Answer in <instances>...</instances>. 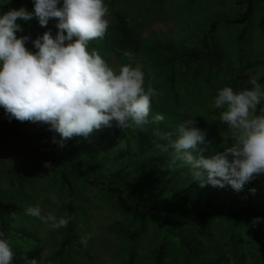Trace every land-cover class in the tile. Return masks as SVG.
<instances>
[{"label":"rangeland","instance_id":"obj_1","mask_svg":"<svg viewBox=\"0 0 264 264\" xmlns=\"http://www.w3.org/2000/svg\"><path fill=\"white\" fill-rule=\"evenodd\" d=\"M20 6L29 11L33 7L31 0H11L0 5V10ZM246 6L247 0H129L120 4L135 27L140 44L131 55L142 66L145 87L151 86L156 92L149 120L157 113L165 117L160 123L144 126V131L156 138V144L163 143L155 135L157 131H173L189 116H195L197 126L205 130L217 150L232 143L226 124L218 120L219 112L212 107L211 90L213 85L231 86L247 83L250 77L259 80L264 76V29L259 26L264 22V0H254L251 26L242 21ZM107 19L109 26L104 37L91 40L88 50L95 49L110 67L118 69L129 60L112 52L110 35L115 22L109 13ZM17 22L23 28L17 35H29L31 39L35 29L41 27L35 17ZM215 22L217 30L211 36L217 45L219 68L204 60L184 66L170 61L171 47L181 54L202 50V39ZM55 24V19L48 22L56 32ZM262 108L264 102L254 114H261ZM1 121L0 112V138L4 140ZM28 132L54 131L47 123L36 122ZM43 144L44 141L30 146L31 150L40 151L33 157L11 143L0 146V199L18 205L16 234L24 252L31 256V264H153V252L161 244V227L151 222L143 227L125 214L114 191L118 188L126 195L133 181L143 187L167 189L161 200L174 210L170 228L176 234L170 237L173 243L167 264H186L180 257L181 236L200 237L198 219L180 214L188 207L189 197L197 196L204 211L264 208V175L238 192L230 186L200 187L186 166L173 161L171 150L162 152L155 144L146 154H139L135 129L123 131L115 121L111 127L94 130L87 138L74 136L63 147ZM71 153L96 169L80 176L48 159L63 160ZM252 188L254 194L249 191ZM30 206H39L42 215L51 212L57 217L72 218L70 242L66 239L71 219L67 227L52 229L39 218L25 214ZM258 217L260 222L253 224L251 219L250 225H240L233 236V221L216 219L202 241L216 248L226 264H264V214ZM85 236L87 244H82Z\"/></svg>","mask_w":264,"mask_h":264},{"label":"clouds","instance_id":"obj_2","mask_svg":"<svg viewBox=\"0 0 264 264\" xmlns=\"http://www.w3.org/2000/svg\"><path fill=\"white\" fill-rule=\"evenodd\" d=\"M11 0H0V5ZM26 7L0 10V107L9 119L44 122L59 135L54 143L63 147L74 136L87 138L94 130L111 127L112 122L125 131L130 127L160 123L157 113L149 120L155 90L145 87V73L131 53L129 62L114 69L95 50L91 40L102 39L108 29L105 0H31ZM36 18L41 27L55 19V35L44 31L31 39L17 35L23 28L18 20ZM31 39V48L26 43ZM248 87L234 91L230 86L217 90L212 107L218 120L226 124L232 143L217 150L205 130L197 126L195 116L180 122L173 131H157L163 143L156 147L169 152L173 161L188 168L200 187L230 186L240 191L258 176L264 175V86L250 77ZM46 166L47 162H46ZM255 193V189L249 190ZM25 214L39 218L52 229L67 227L71 218L41 213L30 206ZM260 217L252 220L253 224ZM87 237L81 238L87 244ZM9 240L0 232V264H13Z\"/></svg>","mask_w":264,"mask_h":264},{"label":"trees","instance_id":"obj_3","mask_svg":"<svg viewBox=\"0 0 264 264\" xmlns=\"http://www.w3.org/2000/svg\"><path fill=\"white\" fill-rule=\"evenodd\" d=\"M129 0H107L106 5L108 8V13L114 19L115 25L113 31L110 35L111 38V49L116 56H125L126 52L133 53L139 49V40L135 31V27L131 24L128 15L121 9L120 4L127 2ZM254 14V0H247L246 11L243 13L242 21L247 23L249 26L252 25ZM218 22H215L209 29L208 34L202 39V50L191 54H181L174 47H171L168 52V57L174 65H187L192 61H206L210 63L213 67L218 63V55L216 53V44L211 36L212 33L216 32ZM248 26V27H249ZM260 28L264 29V22L259 25ZM51 30L52 34L55 35V31L46 27H37L34 31V38L42 34L44 31ZM244 33V31H243ZM33 38V39H34ZM26 47L31 48V43ZM259 83H264V76L258 80ZM247 83L231 85L234 91H238L243 87H248ZM222 88L219 85H213L211 90V99L213 100L217 90ZM0 112L2 114L1 129L5 134L6 139H1L0 146L4 145L5 142L8 144H13L18 149H21L24 154L29 157H33L35 154L40 153V151H33L30 146L33 143H41L44 141L45 147L58 148L56 143L53 142L52 137L56 136L59 139V135L55 132L45 133L37 132L35 134H30L28 132L29 128L36 122L30 121H18L15 118L9 119L5 114L4 109L0 107ZM136 131V135L139 143V154H146L150 149L156 144V138L150 135L148 132L144 131V128L138 129L133 126ZM67 141L64 143L66 145ZM54 160L56 166L68 167L74 173L80 176H86L88 172L94 171L96 168L94 166H87L85 163L80 161L77 156L70 154L68 158L59 160L54 158H48ZM91 184L95 182L91 181ZM128 193L125 195L121 189H114L117 192V198L119 201V206L123 212L129 215L134 220L138 221L144 227L147 223H154L161 227V244L153 252V264H167L166 259L169 256V250L172 247L171 236H176L175 232L171 230L172 220L171 215L174 210L166 206L161 197L167 192V189L159 186H146L143 187L139 183L133 181L129 183ZM18 205L16 203H10L0 199V232H3L7 239L9 240L10 246L14 253L13 264H31V256L26 254L21 247L19 242L18 231L15 226V219ZM73 213L70 212V215ZM183 216L194 217L198 219L199 229L198 239L196 238H184L181 236L179 238V243L181 245L180 257L186 264H226L222 260L216 248H211L206 246L202 241L213 227V222L216 219L227 218L233 221V227L231 235H234L235 230L244 225H250V220L258 217L260 214H264V208L255 210L252 208H244L240 211H230L226 212L223 209H215L213 211H204L202 209L201 201L197 196H191L188 199V207L186 210L180 212ZM73 216V215H72ZM71 221L68 227L66 242H70L71 236ZM20 234V232H18Z\"/></svg>","mask_w":264,"mask_h":264}]
</instances>
